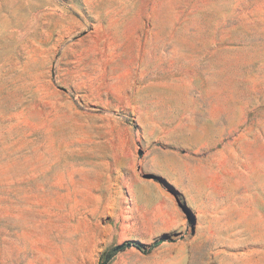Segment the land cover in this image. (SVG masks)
I'll return each instance as SVG.
<instances>
[{
    "label": "rangeland",
    "instance_id": "1",
    "mask_svg": "<svg viewBox=\"0 0 264 264\" xmlns=\"http://www.w3.org/2000/svg\"><path fill=\"white\" fill-rule=\"evenodd\" d=\"M122 243L264 264V0H0V264Z\"/></svg>",
    "mask_w": 264,
    "mask_h": 264
},
{
    "label": "trees",
    "instance_id": "2",
    "mask_svg": "<svg viewBox=\"0 0 264 264\" xmlns=\"http://www.w3.org/2000/svg\"><path fill=\"white\" fill-rule=\"evenodd\" d=\"M116 246L117 245L109 246L105 248L100 254L98 264H109L113 259V256L116 254V252L122 249L124 246H126V244L122 243V246L118 249L116 248ZM136 247L138 249H142L143 246L140 243H136Z\"/></svg>",
    "mask_w": 264,
    "mask_h": 264
},
{
    "label": "water",
    "instance_id": "3",
    "mask_svg": "<svg viewBox=\"0 0 264 264\" xmlns=\"http://www.w3.org/2000/svg\"><path fill=\"white\" fill-rule=\"evenodd\" d=\"M126 245H129V243H125ZM122 246V244H118L117 246H116V248L118 249V248H120Z\"/></svg>",
    "mask_w": 264,
    "mask_h": 264
}]
</instances>
